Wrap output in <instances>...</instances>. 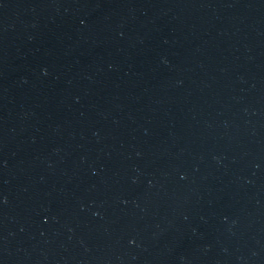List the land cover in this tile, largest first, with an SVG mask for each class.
Instances as JSON below:
<instances>
[{"label": "water", "instance_id": "water-1", "mask_svg": "<svg viewBox=\"0 0 264 264\" xmlns=\"http://www.w3.org/2000/svg\"><path fill=\"white\" fill-rule=\"evenodd\" d=\"M0 264H264V0H0Z\"/></svg>", "mask_w": 264, "mask_h": 264}]
</instances>
